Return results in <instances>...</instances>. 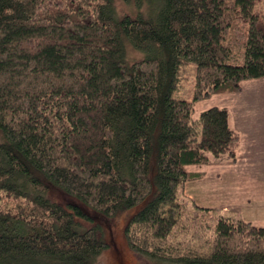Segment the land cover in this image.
<instances>
[{
	"label": "trees",
	"instance_id": "trees-1",
	"mask_svg": "<svg viewBox=\"0 0 264 264\" xmlns=\"http://www.w3.org/2000/svg\"><path fill=\"white\" fill-rule=\"evenodd\" d=\"M130 3L0 0V264H97L109 245L85 211L118 220L147 197L122 229L132 253L264 264V226L178 193L188 165L236 160L227 108L192 113L264 77V0H140L120 15ZM188 63L191 100L175 95Z\"/></svg>",
	"mask_w": 264,
	"mask_h": 264
},
{
	"label": "rangeland",
	"instance_id": "rangeland-1",
	"mask_svg": "<svg viewBox=\"0 0 264 264\" xmlns=\"http://www.w3.org/2000/svg\"><path fill=\"white\" fill-rule=\"evenodd\" d=\"M137 1L140 0H132L128 6L119 4V14L128 10L135 13L141 10L136 6ZM129 52L132 57H139V54ZM193 66L194 63L185 66V78L175 93L186 100L192 99ZM212 106L227 108L230 126L241 130L236 160L221 163V160L227 159V155L223 153L214 158L213 164L188 165L186 170L191 178L183 188L179 187V196L194 201L199 206L208 207L215 214L264 226V131H261L264 128V77L243 80L241 91L215 93L196 102L192 117L197 119L203 110ZM150 175L153 176V172ZM48 197L60 204L84 206L78 199L60 189H51ZM147 200L148 197L118 220L88 209L85 211L93 217L95 224L102 226L104 239L109 245L99 256L97 264H153L149 259L132 253L127 248L122 233L130 215L139 210Z\"/></svg>",
	"mask_w": 264,
	"mask_h": 264
},
{
	"label": "crops",
	"instance_id": "crops-1",
	"mask_svg": "<svg viewBox=\"0 0 264 264\" xmlns=\"http://www.w3.org/2000/svg\"><path fill=\"white\" fill-rule=\"evenodd\" d=\"M229 125H230V123H229ZM231 128H233V127H231ZM233 129H235V130H237V131H241L239 128H233ZM261 131H264V128H263V130L261 129ZM240 133V132H239ZM255 136L257 137L258 136V134H257V132L255 133ZM214 163V162H213ZM212 163V164H213ZM221 163H230V161H228L227 159H224V160H221ZM232 163V162H231ZM216 164H218V163H216Z\"/></svg>",
	"mask_w": 264,
	"mask_h": 264
}]
</instances>
